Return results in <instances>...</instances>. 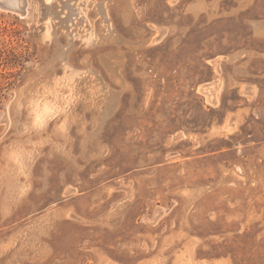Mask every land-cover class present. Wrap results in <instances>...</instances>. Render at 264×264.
I'll use <instances>...</instances> for the list:
<instances>
[{"label": "rangeland", "instance_id": "374dc122", "mask_svg": "<svg viewBox=\"0 0 264 264\" xmlns=\"http://www.w3.org/2000/svg\"><path fill=\"white\" fill-rule=\"evenodd\" d=\"M27 3L0 8V264H264V0Z\"/></svg>", "mask_w": 264, "mask_h": 264}, {"label": "bare ground", "instance_id": "6f19581e", "mask_svg": "<svg viewBox=\"0 0 264 264\" xmlns=\"http://www.w3.org/2000/svg\"><path fill=\"white\" fill-rule=\"evenodd\" d=\"M27 4V0H11L10 2L7 1L5 3H0V8L6 11L18 13L22 16H26L28 14ZM22 9H24L23 12Z\"/></svg>", "mask_w": 264, "mask_h": 264}, {"label": "crops", "instance_id": "0c3cea01", "mask_svg": "<svg viewBox=\"0 0 264 264\" xmlns=\"http://www.w3.org/2000/svg\"><path fill=\"white\" fill-rule=\"evenodd\" d=\"M209 84L211 85V88H213V84H212V83H209ZM212 102H213V103H214V102H217V100H213V99H212ZM254 144H257V143H252V146H251L250 142H246L244 145H246V146H251V147H253L254 149H257V148L254 147ZM256 146H257V145H256ZM261 171H262V172H261ZM261 171H260V172L263 173V172H264V168H263V170H261ZM259 184L264 186V181H263V180H262V181L259 180Z\"/></svg>", "mask_w": 264, "mask_h": 264}]
</instances>
